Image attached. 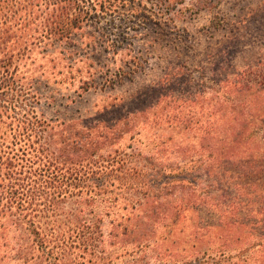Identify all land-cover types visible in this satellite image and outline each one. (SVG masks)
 <instances>
[{"label":"trees","instance_id":"1","mask_svg":"<svg viewBox=\"0 0 264 264\" xmlns=\"http://www.w3.org/2000/svg\"><path fill=\"white\" fill-rule=\"evenodd\" d=\"M219 2L0 0V206L29 233L31 260L264 264V55L188 99L115 104L82 123L37 114L43 91L67 84L80 97L99 85L88 62L98 47L128 57L105 77L114 85L142 65L139 28L179 35L187 11ZM211 22L224 25L218 14Z\"/></svg>","mask_w":264,"mask_h":264},{"label":"rangeland","instance_id":"2","mask_svg":"<svg viewBox=\"0 0 264 264\" xmlns=\"http://www.w3.org/2000/svg\"><path fill=\"white\" fill-rule=\"evenodd\" d=\"M189 3L187 7L191 6ZM187 13L184 20L178 21L179 35L177 32L161 33L150 23L146 25L147 28H139V39L134 41L132 48L133 55L142 58V65L135 68L131 75L123 74L115 78L114 85L105 84V77L114 78L128 57H112L111 53H105L98 47L88 62L99 85L82 92L80 97L74 94V88L68 91L65 87L70 86L67 84L60 89V95L53 94L52 90L43 91L44 98L36 106L38 117L57 122L82 123L95 117L108 116L104 110L115 104L128 103L129 108L136 105L142 108L166 94L188 99L191 94L200 91L199 83L217 87L225 75L231 77L255 65L264 55V0H220L213 13L206 10ZM216 13L224 25L213 29L211 19ZM153 38L159 40L146 53L144 45ZM87 70L85 68L82 74L84 79H90ZM170 74L171 82L164 84ZM78 87L79 84H76L75 88ZM51 96H54L53 99ZM102 111L105 113L100 114ZM129 137L120 140L122 148L129 144ZM200 217L209 222L211 218L214 219L206 213H200ZM11 219L0 206V264H44L36 258L31 260V256L36 254L33 255L23 243L30 239L29 233L19 232L16 226L11 225ZM258 241L260 243L259 239L255 242ZM170 249L175 251L177 246L173 244ZM164 254L166 252L163 250ZM165 258L170 259V263L178 264L177 257L169 258L166 254ZM118 264H122L121 261ZM142 264L153 263L143 261Z\"/></svg>","mask_w":264,"mask_h":264}]
</instances>
